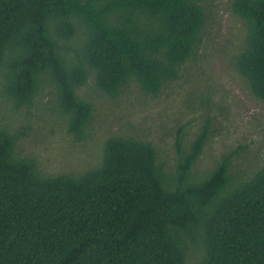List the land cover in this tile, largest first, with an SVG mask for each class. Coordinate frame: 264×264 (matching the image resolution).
Returning a JSON list of instances; mask_svg holds the SVG:
<instances>
[{
	"label": "trees",
	"instance_id": "trees-1",
	"mask_svg": "<svg viewBox=\"0 0 264 264\" xmlns=\"http://www.w3.org/2000/svg\"><path fill=\"white\" fill-rule=\"evenodd\" d=\"M208 7L0 0V100L29 112L45 96L58 125L86 140L95 108L80 89L112 100L135 89L160 96L198 56ZM230 8L244 31L229 62L264 103V0ZM210 95L203 88L190 101L200 119L190 137V121L160 134H172L170 156L150 139L112 134L97 164L78 173L42 172L19 154L23 131L0 124V264H264V159L239 166L258 139L234 141L196 167L218 132ZM263 126L249 122L247 132Z\"/></svg>",
	"mask_w": 264,
	"mask_h": 264
},
{
	"label": "rangeland",
	"instance_id": "rangeland-1",
	"mask_svg": "<svg viewBox=\"0 0 264 264\" xmlns=\"http://www.w3.org/2000/svg\"><path fill=\"white\" fill-rule=\"evenodd\" d=\"M205 2L209 7L203 45L173 87L160 96L142 95L135 89L130 94L121 93L114 100L101 94L88 97V89H80L79 96L90 98L95 108L90 124L91 136L86 140L73 141L72 135L67 134L60 123L58 125L45 96L29 112L21 110L14 113L8 103L0 100V124L17 127L24 133L18 142L19 154L33 157L46 174L78 173L97 164L105 138L120 134L150 139L159 145L163 156H170L172 134L163 135V139L159 138L160 134L190 121L185 129L186 137H190L200 123L197 114L192 113L190 101L196 98L199 90L209 88L211 113H217L212 125L218 129L219 135L215 132L210 136L196 167L206 166L214 153L234 145V141L250 143V139H258V143L250 146L251 155L239 166L250 169L252 165L248 162L253 163L254 160L253 165L259 164L264 159V131L262 134H250L247 125L249 122L264 125V103L248 93L229 62L230 53H235L243 39L244 25L232 13L230 0ZM220 109L222 111L218 112Z\"/></svg>",
	"mask_w": 264,
	"mask_h": 264
}]
</instances>
